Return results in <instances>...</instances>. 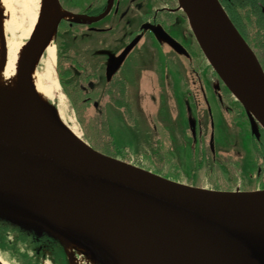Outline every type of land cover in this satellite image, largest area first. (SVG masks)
Segmentation results:
<instances>
[{"label": "water", "instance_id": "obj_1", "mask_svg": "<svg viewBox=\"0 0 264 264\" xmlns=\"http://www.w3.org/2000/svg\"><path fill=\"white\" fill-rule=\"evenodd\" d=\"M176 1L251 133H264V71L254 53L218 0ZM112 4L94 18L58 14L50 32L56 34L62 18L96 22ZM150 28L181 48L162 28ZM43 31L40 22L24 47L19 81L25 89ZM0 45L3 57L1 23ZM50 113L0 99V220L78 247L101 264L127 257L134 264H264V189L220 191L172 181L95 150L55 118L54 107Z\"/></svg>", "mask_w": 264, "mask_h": 264}, {"label": "rangeland", "instance_id": "obj_2", "mask_svg": "<svg viewBox=\"0 0 264 264\" xmlns=\"http://www.w3.org/2000/svg\"><path fill=\"white\" fill-rule=\"evenodd\" d=\"M40 1L33 0L34 7L30 6L31 13L36 14L38 20ZM174 5L178 11L176 1ZM11 6L13 11L6 13L2 19L6 23L3 26L6 43L25 45L34 32L26 35L29 26L27 11L20 0ZM122 22L118 19V14L114 16L112 12L104 21L99 22L102 26H114L112 31L98 34L93 39L98 42L101 39L108 40L119 36ZM180 23L168 27L172 35L191 54L188 70L185 66L179 68L180 63L175 62L177 56L174 58L170 56V51L163 43L159 47L146 34L129 52L120 68L119 73L127 83V98L120 101L122 104L116 100H110L108 103L107 99H97L101 93L106 91L112 93L111 89L101 84L100 88L93 90L96 93L91 94L96 98L95 101L99 102L96 108L92 101H87L89 104L85 103V96L91 97L90 93L85 91L90 85H94V82H87V79L85 82H78L76 73L72 68L68 69L71 62H67V59L68 57L73 59L74 55L60 58V54L65 53V48L60 50L57 48L55 34L52 40L56 58L54 77L59 96H51L47 100L48 106L62 108L63 119L68 127L75 128L82 139L95 150L172 181L220 191L264 189V135L259 131L257 136L251 133L242 106L220 82L222 88L217 92L221 101L217 102L211 94V89H215L213 84L218 85V78L194 39L192 41L179 39L183 35L181 32L185 30L183 23L181 21ZM13 24L17 25L15 30ZM36 24L35 28L40 22ZM256 34L254 27L248 28L249 40L253 41ZM157 49H161L160 52H157ZM166 55L167 58H164ZM45 61L44 54L37 65L38 72H43ZM89 74L92 75L91 72L84 73ZM179 82L183 84L180 85ZM168 90L173 98L171 102L165 98V92ZM203 97L210 106L212 120L210 126V120L206 115L208 108ZM193 98L197 100L196 110ZM59 99L62 101L61 105ZM120 105H127L128 110H121ZM197 107L199 111L198 115H195ZM129 108L131 111L127 113ZM196 117L203 121L202 135L196 130ZM210 136L213 138L212 143L209 140ZM253 137L257 139L256 142ZM255 143H260L259 149L255 147ZM30 232L35 235V232ZM18 235L16 231H10L5 237L15 242ZM44 238L53 240L54 246L47 241L39 243L36 240V245L22 241L17 244L16 249L19 254L28 257L30 264H70L72 256L81 257L82 264H101L78 251V247L69 251L65 245L61 246L57 239L45 234L36 235L38 240ZM51 246L55 249L63 248L64 257L61 253L52 254ZM0 258L7 264H20L18 260L13 263L6 260L2 254Z\"/></svg>", "mask_w": 264, "mask_h": 264}, {"label": "flooded vegetation", "instance_id": "obj_3", "mask_svg": "<svg viewBox=\"0 0 264 264\" xmlns=\"http://www.w3.org/2000/svg\"><path fill=\"white\" fill-rule=\"evenodd\" d=\"M57 1L62 11L90 18L98 17L99 15L103 14L110 3V0ZM175 1L176 0H113L112 7L109 10L108 14L102 19L89 25L84 24L83 20L80 18L76 19L78 21L75 22L63 18L60 20L56 31L57 36L55 37L56 39H54L59 50L63 47L65 48V53H63L62 55L60 54V58L74 55L73 59H70L69 57L67 59V62H71L68 69L70 70L72 68L74 73H76L78 82H85L86 79L87 82H94V85H90L89 89L85 91L90 93L91 96H85V101H92L94 106H98L99 102L95 101L96 98H93L91 94H95L96 92H93V90L100 88L102 85L107 87H111V85H113V87L111 88V92L114 93V95H112V93H107L106 91V93H101V95H99L97 99H107L108 103H110V100H116L119 102V100L127 98V88L125 89V92L124 90H122V88L124 87L122 86L123 82H125V84L127 83L123 76L119 73L120 68L123 60L129 54V52H131L138 45V43L146 34H148L150 40H153L156 45L158 44L159 47H161L160 45H162L163 43V45L168 48V51H170V56H172L173 58L177 56L175 62L180 63L179 68L185 66L188 70L190 60L189 56L191 54L186 50L181 42L172 35L168 26L180 25L181 21L185 30L181 32V34L183 35L179 39H182L183 41L185 39L192 41V39L194 38L189 29L185 16L182 12L176 10V6L174 5ZM218 1L241 37L254 53L262 70L264 71V0ZM243 7H245V10L243 9ZM112 12L114 16L118 14V19H121V21H123L121 23L122 26L120 35L108 40L101 39L96 42V40L93 39L94 37L98 36V34L111 32L114 28V26L112 25L102 26L99 24V22L104 21ZM231 13L234 16V19L232 18ZM151 26L155 28H162L164 32H166L174 41H176L180 45L181 48H172L170 45H168L166 42H164L157 35L150 31ZM250 27H254L257 33L256 38L255 36H253V41L249 40L247 37V30ZM134 41H136L135 46L130 51H126L129 45ZM160 50L161 49H157V52H160ZM165 57L167 58V55ZM111 68H114V70L110 75H108L107 73ZM88 72H91L92 75H84V73L86 74ZM212 86H214L215 89H211V94H213L217 102L220 103L221 98L220 96H218L219 94L217 91H219V88L221 89L222 87L219 83L218 85L213 84ZM196 101L197 100L193 98V105H195L194 110H196ZM114 103L116 104L117 102ZM205 104L208 108V113L206 115L210 120V126L212 123L210 106L206 99ZM198 108L199 107H197V112L195 111V115H198ZM199 118L200 117L196 119V130L198 131L199 135H202L201 124L203 121ZM259 133L264 135L262 131H260ZM46 241L54 246V241L47 238L40 240L39 243H43ZM52 246V254L58 255L59 253H61L64 257L63 248L62 250L59 247L55 249L56 245L55 247Z\"/></svg>", "mask_w": 264, "mask_h": 264}, {"label": "bare ground", "instance_id": "obj_4", "mask_svg": "<svg viewBox=\"0 0 264 264\" xmlns=\"http://www.w3.org/2000/svg\"><path fill=\"white\" fill-rule=\"evenodd\" d=\"M18 0H0V23L2 31L5 21H2L6 13L13 11L12 3ZM33 0H20L24 10L27 11L29 17V26L26 31V35L31 34L35 30L37 22H42L44 25V31L38 39L33 54V59L29 72V89H25L19 81V69L22 54L24 52L25 45H19L17 43H6L5 56L1 55L0 47V99L10 103H28L37 106L47 114H51V107L48 106L47 100L53 96H59L58 85L56 78L54 77V66H55V47L52 44L53 34L50 32L51 24L55 19L56 15L63 14L65 18H70L64 13V11L56 8L54 0H41L39 3V20L36 14H32L30 6H33ZM34 7V6H33ZM36 24V25H35ZM14 25L17 27L16 24ZM16 25V26H15ZM5 37V36H4ZM6 41V40H5ZM46 55L45 67L43 72H38L37 65L43 55ZM61 100L59 103L61 105ZM55 117V116H54ZM64 127L71 132L78 139H82L81 135L75 130V128H69L66 121L63 119V109H56V117ZM84 141V140H83ZM69 244V242H68ZM69 251L74 246H67ZM78 251L84 253L82 249L78 248ZM82 258H70V264H82ZM1 264H7L0 258ZM121 264H134L132 260L127 257L121 261Z\"/></svg>", "mask_w": 264, "mask_h": 264}, {"label": "trees", "instance_id": "obj_5", "mask_svg": "<svg viewBox=\"0 0 264 264\" xmlns=\"http://www.w3.org/2000/svg\"><path fill=\"white\" fill-rule=\"evenodd\" d=\"M231 15H232V13H231ZM232 18L234 19L233 15H232ZM62 79L63 78L61 76V81H62ZM218 83H219V81H218ZM62 84H63V86H65V83L62 82ZM122 86H124L122 88V90H124V92H125V89H126L125 82H123ZM112 87H113V85H111V87L109 86L108 88L111 89ZM120 101H123V100H119V102H118V103L122 104V102H120ZM85 103H87V101H85ZM87 104H89V103H87ZM123 104H125V103H123ZM94 107L96 108L98 106H94ZM121 107H122V109H124L126 111L128 110L127 105H122ZM222 107H223V105H222ZM225 109L229 110L228 108H225ZM130 111H131V108H129V111L127 113H130ZM260 131L261 130L259 129V132ZM253 138H254V141L256 142L257 139H255V137H253ZM259 145H260V143L259 144L255 143V147L256 148L258 147V149L260 147ZM10 231H13V232L16 231L19 234L18 235L19 237H16V239L14 240L15 242H11V240L8 237H5V235L9 234ZM36 240L38 242L40 241V240L36 239V234L34 235L30 231L23 230V229L18 228L16 226L4 221V220H0V254H2L6 260H8L12 263L15 260H18L20 264H30L28 257L26 255L19 254L16 248H17V244L22 243V241L23 242L28 241V242L36 245V243H37ZM58 258L60 259V257H58Z\"/></svg>", "mask_w": 264, "mask_h": 264}, {"label": "crops", "instance_id": "obj_6", "mask_svg": "<svg viewBox=\"0 0 264 264\" xmlns=\"http://www.w3.org/2000/svg\"><path fill=\"white\" fill-rule=\"evenodd\" d=\"M157 55V54H156ZM159 58V57H158ZM164 58H166V57H164ZM160 59V58H159ZM184 65V64H183ZM147 67V66H146ZM148 68V67H147ZM179 84H180V82H179ZM181 84H183V83H181ZM180 84V85H181ZM128 86V85H127ZM168 89H169V87H168ZM171 93H170V91L168 90L167 92H165V98L167 99V101H169V102H171L172 100H173V98H171V95H170Z\"/></svg>", "mask_w": 264, "mask_h": 264}]
</instances>
